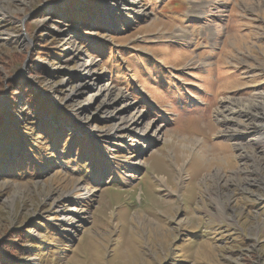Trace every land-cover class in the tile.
<instances>
[{
    "label": "rangeland",
    "instance_id": "374dc122",
    "mask_svg": "<svg viewBox=\"0 0 264 264\" xmlns=\"http://www.w3.org/2000/svg\"><path fill=\"white\" fill-rule=\"evenodd\" d=\"M260 92L264 0H0V264H264Z\"/></svg>",
    "mask_w": 264,
    "mask_h": 264
},
{
    "label": "bare ground",
    "instance_id": "6f19581e",
    "mask_svg": "<svg viewBox=\"0 0 264 264\" xmlns=\"http://www.w3.org/2000/svg\"><path fill=\"white\" fill-rule=\"evenodd\" d=\"M103 91L106 92L109 96L113 93L112 89H110L109 87L104 88ZM222 103L229 104V107L222 106L225 110L221 109V111H219V117H221V121L224 119L225 121L229 122L230 120H233L232 116L238 113L242 114V116H247L248 119L252 120V123L250 124L253 127V129L254 130L256 129V132L258 131L259 133L256 140H258L260 137L264 140V93L260 92L256 94L252 99H250L249 103L242 102L239 100H233V99L230 100L227 99V101L223 100ZM226 112H228V114ZM261 116L263 118L261 120L262 122L258 124L259 122L258 120L261 118ZM131 126H133V123ZM127 128L128 126L127 127L119 126V129H127ZM249 129L250 127L246 131H248Z\"/></svg>",
    "mask_w": 264,
    "mask_h": 264
}]
</instances>
